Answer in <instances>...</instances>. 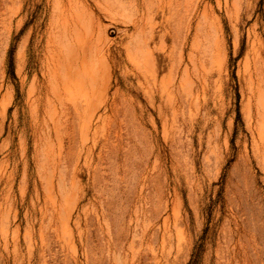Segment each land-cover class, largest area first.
<instances>
[{
  "label": "rangeland",
  "instance_id": "1",
  "mask_svg": "<svg viewBox=\"0 0 264 264\" xmlns=\"http://www.w3.org/2000/svg\"><path fill=\"white\" fill-rule=\"evenodd\" d=\"M0 264H264V0H0Z\"/></svg>",
  "mask_w": 264,
  "mask_h": 264
},
{
  "label": "bare ground",
  "instance_id": "2",
  "mask_svg": "<svg viewBox=\"0 0 264 264\" xmlns=\"http://www.w3.org/2000/svg\"><path fill=\"white\" fill-rule=\"evenodd\" d=\"M73 26V25H72ZM68 27V26H67ZM73 27H76L75 25ZM62 29V28H61ZM65 30V29H64ZM67 30V29H66ZM69 31V30H68ZM59 33V32H58ZM64 33V32H63ZM59 35V34H58ZM65 36V35H64ZM75 36V35H74ZM78 36V35H77ZM71 39V38H70ZM57 40V39H56ZM60 41V40H59ZM65 41V40H64ZM68 40H66L67 42ZM71 41V40H70ZM62 42V41H61ZM69 42V41H68ZM70 44V42H69ZM75 44V43H74ZM66 45V44H65ZM76 45V44H75ZM74 45V47H75ZM61 46V45H60ZM70 46V45H69ZM64 48V47H63ZM62 48V49H63ZM59 49V48H57ZM60 50V49H59ZM65 50V49H64ZM76 50V49H75ZM66 51V50H65ZM71 51V50H70ZM54 52V51H53ZM63 52V51H62ZM52 53V52H51ZM59 53V52H58ZM64 53V52H63ZM70 53V52H69ZM73 54V53H72ZM76 54V53H75ZM81 54V53H80ZM69 56H71L69 54ZM66 57V56H65ZM64 56H62V53L61 54H54L52 55V57H50L49 59V64H48V67H49V75H50V78L52 79V82L55 86H57V88H53L52 87V92L54 94H60V92L66 90V85L69 81V78L71 76H73L75 73L72 72V64L76 65V62H73V60L71 62H69V59L67 60V58H65ZM72 58V56L70 57ZM73 59V58H72ZM80 59V58H79ZM75 61V60H74ZM67 63H71L70 65H67ZM74 65V66H75ZM46 67V68H48ZM78 69V68H77ZM74 73V74H73ZM77 74V73H76ZM48 80V79H47ZM55 89H57V93H55ZM55 92H54V91ZM51 91V90H50ZM51 92V93H52ZM52 93V94H53ZM62 95V94H61ZM62 98V97H61ZM60 99V98H59ZM39 100V99H38ZM49 101V100H48ZM45 102V101H44ZM40 105V104H39ZM54 107V106H53Z\"/></svg>",
  "mask_w": 264,
  "mask_h": 264
}]
</instances>
